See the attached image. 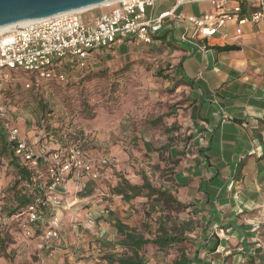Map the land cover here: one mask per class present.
<instances>
[{
  "label": "crops",
  "instance_id": "0c3cea01",
  "mask_svg": "<svg viewBox=\"0 0 264 264\" xmlns=\"http://www.w3.org/2000/svg\"><path fill=\"white\" fill-rule=\"evenodd\" d=\"M161 2L156 12L169 9L161 8ZM187 6L181 10L195 15L212 9L207 2L189 12L184 10ZM235 28L228 22L209 39L188 35L182 39L184 29L168 23L150 44L126 38L92 51L87 65L122 68L137 60L133 71L142 75L143 58L155 66L166 59L170 62L169 78L152 79L148 99L133 104L131 118L126 116L121 123L119 114L115 122L122 135L132 133L141 139L138 123L146 121L148 110L153 122L169 116L165 143L152 151L146 147L150 143H142L140 154L147 153V163L164 170L157 188L169 190L182 204H191L182 211L186 220L203 223L188 232L193 253L186 255L193 259L196 251L199 264H245L250 255L256 264H264V22L244 23L240 35ZM224 45L234 48H214ZM112 127L107 124L101 135L108 145L114 139ZM122 135L116 134L120 139ZM123 149L118 142L113 152L123 155ZM122 158L124 178L141 184L140 177L147 174L131 173L130 163ZM110 177L105 172L103 179ZM72 183L70 177L65 209L54 211L62 219L59 238L48 241L44 250L37 248V238L29 243L30 251L40 255L34 264H105L104 255L122 251L114 226V220H121L105 205L98 206L93 193L75 194ZM71 218L80 225H72ZM92 219L99 222L98 227L91 225ZM214 240V250L208 251L206 244Z\"/></svg>",
  "mask_w": 264,
  "mask_h": 264
},
{
  "label": "rangeland",
  "instance_id": "374dc122",
  "mask_svg": "<svg viewBox=\"0 0 264 264\" xmlns=\"http://www.w3.org/2000/svg\"><path fill=\"white\" fill-rule=\"evenodd\" d=\"M173 1L162 0L160 3L161 8L170 7ZM203 3L205 2L189 4L184 10L189 12L196 6H202ZM101 8H93L90 13L95 14ZM150 9L147 8V12ZM88 13L83 14L82 17ZM136 61L131 60L122 68L114 65L115 67H101L98 69L91 67L79 69L77 65L67 63L61 69L65 73L64 81L32 79L30 87L25 86L29 79L21 70L8 67L2 68L0 69V75L5 72L7 80L3 82L0 89V105L5 107L11 121L18 127L22 136L33 146L46 144L49 148L57 149L64 148L70 143H76L93 157L101 155L110 157L112 163L100 170V176L96 180L90 179L85 173H80L78 180L84 186L75 190L74 185H72L75 190L73 192L84 195L85 190H91L90 193L95 196L98 206L105 205V208L114 212L115 217L123 223L135 227L145 237H153L156 230L155 219L160 213L159 207L151 206V203L144 197L125 202L120 196H116L111 192V189L117 183L116 181H118V177H124L123 175L127 174L122 172L125 167L120 165L121 156L124 161L130 163L131 173H138L141 176L140 174L145 172L149 182L154 187H159V181L165 175L163 169H155L152 164L147 163V161H150V156L147 153L140 154V149H142V143H150V147H146L151 151L165 143L166 128L168 127L166 126L168 122L166 117L169 116L164 117L163 115L161 122H153L149 118L150 112L148 110L146 121L138 123L140 125L139 131L146 140L134 137L132 133L122 135V132H119L116 126L115 121L119 114L122 123L126 116L131 118V113L134 112L135 108L133 104L148 99L149 85L152 79L156 77L162 79L163 82L169 78L167 70L170 62H168V59L157 66L153 65L154 61L150 62V59H141L140 65L145 67V74L142 75L137 74L138 70L133 71ZM152 72L154 74H151ZM42 107L46 111H43ZM147 108H149L148 105ZM107 124L113 126L112 128L115 130L112 132L114 139L111 140L110 138L109 140L111 145H108L107 140L101 136ZM116 134L122 135V139L117 137ZM118 142L119 146L124 147L123 155L113 152ZM138 162L143 164L136 166ZM153 171H155L154 175ZM105 172L111 174L109 180L103 179ZM12 184V171L7 170L4 164H0L1 224L6 223L7 216H9L8 208L11 205L9 189ZM69 189L68 185V193L70 192ZM48 216L49 214L45 218ZM176 216L178 221L186 220L187 217L184 216L182 211ZM23 220V218L20 219V223L16 219L11 220L9 231L14 243L10 249H14V254L11 255V259L0 258V264H34L39 259L38 252H34L33 249L30 251L28 247L30 241L35 238L38 239L37 243L39 244V236L42 235L46 222L37 224L34 236L25 239L22 236L21 228ZM61 221L62 219H60V228ZM91 222V225L98 227L99 222L95 219H92ZM70 223L80 225L75 218H71ZM201 224L203 225V223ZM110 227L112 226L110 225ZM117 237H113V239L116 240ZM189 238L192 237L189 236ZM37 248L44 250L46 247ZM181 251H184L190 257L193 253L191 242L173 245L164 250H157L152 245H145L141 250V254L148 262L155 260L156 264H172L173 259ZM201 254H204V252L201 251ZM200 257L202 258V255Z\"/></svg>",
  "mask_w": 264,
  "mask_h": 264
},
{
  "label": "built area",
  "instance_id": "2783aa9c",
  "mask_svg": "<svg viewBox=\"0 0 264 264\" xmlns=\"http://www.w3.org/2000/svg\"><path fill=\"white\" fill-rule=\"evenodd\" d=\"M160 1L116 0L85 11H67L16 26L0 33V69L21 70L29 79L26 87H30L32 79L61 82L65 79L61 70L65 64L86 69L92 51L108 48L126 38L150 44L168 23L184 29L182 39L188 35L206 40L217 35L228 22L236 24V35L241 34V26L246 22H264V0H174L169 9L156 12ZM202 2L209 3L212 9L197 15L181 10L185 5ZM96 7L102 8L95 14L90 13ZM147 8H151L149 12ZM6 80L4 72L0 75V89ZM0 119L8 140L15 144V156L34 170L37 180L45 176L49 179L48 185H44V196L28 205L21 223L22 236L29 239L34 236L36 225L46 222L39 236V247H46L47 241L59 237L60 218L54 211L65 209L63 198L68 194L69 178H73V188L80 189L84 186L78 180L80 173L96 180L100 170L112 160L107 155L93 157L76 143L57 149L46 144L33 146L1 105ZM44 207L50 213L47 218L43 216Z\"/></svg>",
  "mask_w": 264,
  "mask_h": 264
},
{
  "label": "trees",
  "instance_id": "16d2710c",
  "mask_svg": "<svg viewBox=\"0 0 264 264\" xmlns=\"http://www.w3.org/2000/svg\"><path fill=\"white\" fill-rule=\"evenodd\" d=\"M164 36H161V38H164ZM214 48L217 50H231L234 47L224 45ZM42 110L46 111L44 107H42ZM161 119L160 117L157 122H160ZM14 148L15 144L8 140L3 121L0 119V164H4L6 169L11 170L13 173V184L9 189L11 200V205L8 208L9 216H7L6 223H0V258L3 259H11V255L14 254V249H10L14 243L9 231L11 220L16 219L19 222L20 219H24L28 205L37 197L44 196V185H48L49 183V179L46 176L37 180L34 170L15 156ZM141 179V184H132L126 178L118 177V181L111 189V192L116 196H120L125 202H130L138 197H144L151 203V206H158L160 213L155 219V235L153 237H145L142 233L136 231V229H130L121 221L114 220V226L120 236L117 244L121 246L122 251L119 254L109 253L104 255L102 259L105 260V264H149L141 254V250L145 245H152L157 250H164L180 243H192V239L188 237V232L194 231L199 225L191 218L178 221L176 216L179 212L191 206V204H182L169 190L152 186L146 175L143 174ZM90 192L91 190H88L84 194H89ZM48 214L50 215L49 211L44 207L43 216L46 217ZM212 242L213 245L206 244L208 251L214 250L213 248L217 244L215 240ZM195 263H198L196 251L193 259L188 258L186 253L181 251L172 261V264ZM245 264L256 263L250 255L246 257Z\"/></svg>",
  "mask_w": 264,
  "mask_h": 264
},
{
  "label": "water",
  "instance_id": "95a60500",
  "mask_svg": "<svg viewBox=\"0 0 264 264\" xmlns=\"http://www.w3.org/2000/svg\"><path fill=\"white\" fill-rule=\"evenodd\" d=\"M113 0H0V27L91 8Z\"/></svg>",
  "mask_w": 264,
  "mask_h": 264
},
{
  "label": "bare ground",
  "instance_id": "6f19581e",
  "mask_svg": "<svg viewBox=\"0 0 264 264\" xmlns=\"http://www.w3.org/2000/svg\"><path fill=\"white\" fill-rule=\"evenodd\" d=\"M114 1H116V0L109 1V2H106V3H110V2H114ZM103 4H105V3H103ZM103 4H100V5H103ZM91 8H92V7H91ZM88 9H90V8H82V9H78L77 11H78V12H81V11H85V10H88ZM31 21H32V20H29V21H26V22H23V23H19V24L13 25V26H4V27H0V33H3V32H5V31H9V30H11L12 28H14V27H16V26L24 25V24H26V23H28V22H31Z\"/></svg>",
  "mask_w": 264,
  "mask_h": 264
}]
</instances>
